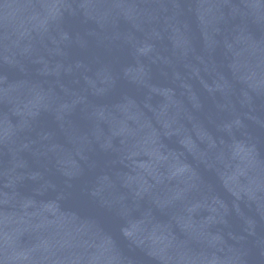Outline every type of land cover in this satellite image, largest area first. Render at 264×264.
<instances>
[{
  "label": "water",
  "instance_id": "obj_1",
  "mask_svg": "<svg viewBox=\"0 0 264 264\" xmlns=\"http://www.w3.org/2000/svg\"><path fill=\"white\" fill-rule=\"evenodd\" d=\"M0 264H264V0H0Z\"/></svg>",
  "mask_w": 264,
  "mask_h": 264
}]
</instances>
